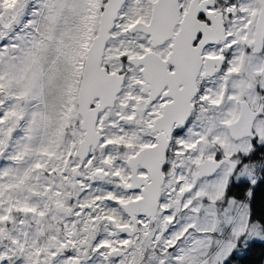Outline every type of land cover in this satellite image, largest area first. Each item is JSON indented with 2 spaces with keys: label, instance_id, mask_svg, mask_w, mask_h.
<instances>
[{
  "label": "snow or ice",
  "instance_id": "6c2138e0",
  "mask_svg": "<svg viewBox=\"0 0 264 264\" xmlns=\"http://www.w3.org/2000/svg\"><path fill=\"white\" fill-rule=\"evenodd\" d=\"M0 264H264V0H0Z\"/></svg>",
  "mask_w": 264,
  "mask_h": 264
}]
</instances>
